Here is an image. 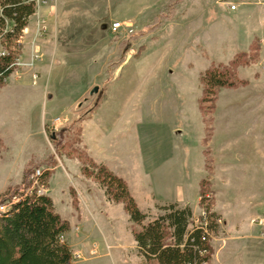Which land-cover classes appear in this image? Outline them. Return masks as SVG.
<instances>
[{
    "label": "rangeland",
    "instance_id": "obj_1",
    "mask_svg": "<svg viewBox=\"0 0 264 264\" xmlns=\"http://www.w3.org/2000/svg\"><path fill=\"white\" fill-rule=\"evenodd\" d=\"M234 1L241 4L235 12L219 0H40L47 29L37 33L36 15L28 21L33 29L23 33L18 62H30L35 49L39 59L32 68L16 66L0 92L3 210L41 187L31 176L40 168L49 173L39 183L45 194L63 219L72 220L79 203L73 185L82 190L84 180L106 200V222L101 214L98 227L89 219V238L72 247L84 259L71 263L137 264L127 256L135 250V225L124 204L109 200L83 172L94 161L92 133L106 123L111 164H121L122 176L137 188L139 208H149L145 222L164 213L152 206L156 200L177 202L168 178L156 184V198L147 194L159 146L167 151L189 140L191 171L177 197L194 217L207 203L218 216L209 264H264V0ZM118 21L128 27L113 31ZM240 52L250 59L236 69L246 83L220 88L214 102L203 103L204 114L200 74ZM240 68L247 77L240 78ZM198 146L200 174L194 168ZM92 244L94 256L87 249Z\"/></svg>",
    "mask_w": 264,
    "mask_h": 264
},
{
    "label": "trees",
    "instance_id": "obj_2",
    "mask_svg": "<svg viewBox=\"0 0 264 264\" xmlns=\"http://www.w3.org/2000/svg\"><path fill=\"white\" fill-rule=\"evenodd\" d=\"M0 5V41L4 48L0 53V86H3L16 68L22 48L18 40L36 6L31 0H0ZM9 23L10 29L5 31ZM249 61L247 54L240 52L228 64L212 63L200 76L203 87L200 107L206 99L214 102L220 88L245 84L236 69ZM202 111L205 114L204 108ZM83 172L105 188L109 200L124 204L135 225L133 236L144 264H209L213 253L210 240L218 221L215 212L210 211V204L204 206V214L198 215L197 224L191 209L177 203L158 206L164 213L145 222L149 215L139 208L123 178L94 161L85 165ZM48 174H42L41 184H45ZM205 183L203 180L201 185ZM200 191L204 197L206 190ZM69 229V222L55 210L50 196L38 195L36 191L25 194L7 210H0V264H70L72 249L65 238Z\"/></svg>",
    "mask_w": 264,
    "mask_h": 264
},
{
    "label": "crops",
    "instance_id": "obj_3",
    "mask_svg": "<svg viewBox=\"0 0 264 264\" xmlns=\"http://www.w3.org/2000/svg\"><path fill=\"white\" fill-rule=\"evenodd\" d=\"M240 5L241 4L239 3V7H240ZM232 12H235V11H232ZM32 18H33V16H30L28 21H31ZM27 29L32 30L33 25L28 24ZM260 42H261V44H264V38H262L260 40ZM3 51H4V48H3L1 41H0V53H3ZM26 51H27V48H24L23 52H26ZM245 71L246 70H244V68L239 69L238 72H239L240 78L247 77L246 76L247 74H245L246 73ZM16 84L19 85L18 83H16ZM21 85H22V83H21ZM21 85H19V86H21ZM6 86H7V84H4L3 86H1L0 92L3 89H5ZM224 91H226V90H224ZM98 111H96L90 118L85 120V122L88 121L89 119H91L93 116H96ZM82 136L83 137L85 136L84 126H83V130H82ZM200 136H201L200 133L196 134V137H200ZM92 138L93 139H91V142H92L93 148L91 150L89 149L88 145L84 142V144H86L87 153L89 150L91 152H94L93 153L94 155L93 156L90 155V157L97 164H102V165L107 166L116 175H118L119 177L124 179L125 177L122 176L121 164L116 163L115 166L113 164H111L110 158H109L108 153H107V149H106V146H107L106 145V123L100 124L99 129H97L94 134L92 133ZM0 139H2V138H0ZM164 146H166V145L163 144V145L159 146L161 151L156 152V160L154 161V165H152V169H151V173H152L151 186L149 185L150 189L148 187L147 194H150L151 198H154V197L156 198V195H154V191L158 190V188L156 187V184H159V181H163L166 178H168L169 180L174 181V195L173 196H175V197H173V200L174 199L177 200V202L175 200L174 201L179 204L180 199L177 196L183 194L182 190H184V188H183L184 183H181V181H185L186 175L189 176L190 171H191L190 170L191 169L190 141L187 140L186 142L184 141L182 143H178V144H174L172 146H169L167 148V151L164 150V148H165ZM198 152L200 154H199L198 160H196L194 168L197 169L199 171V174H200L201 172H204V155L202 153L203 152L202 146H198ZM164 160L168 161L167 169L164 166V163H165ZM218 170H219V167H218ZM85 180H86V178H85ZM79 182L85 183L84 189L78 190L77 187L73 185V188L78 191L79 203H78V208L75 209V212L77 213V215L75 217H72V220L68 219V221L70 222V230L65 234V235H68V237H65V238H66L69 246L71 247V249L74 245H79L81 242H86V240L89 238V235L91 234L90 232L93 229V225L89 221L90 218L95 221V223L97 224V227L99 226V222L95 219V218H97L96 214L97 215L101 214L102 220L104 222H106V200H104V203H103L102 200L99 197H97V195H96L97 193H96L94 186L89 188L88 182H85L84 180H80ZM126 182L128 184V181H126ZM128 187H129L131 194L135 198L138 206H140L139 201H138L136 194H135V191L137 190V188L135 186H134V188H132L130 183L128 184ZM53 201H54V199H53ZM159 201L160 200H156V202H153L152 206L153 207L155 206L157 208L158 206H161L160 204L165 205L164 202L160 203ZM54 205H56L55 202H54ZM142 211H144V212L149 211V208H146L145 210L142 209ZM81 214H82V216H80ZM88 223H90V225ZM100 228H101V226H100ZM72 240H73V243L71 242ZM104 241H105V245H106V239ZM134 241H135V239H134ZM87 249H89V247H87ZM103 252H104L103 256H105L106 250ZM103 256H100V257H103ZM127 256L129 258H131L130 256L135 257V259H137V261H138L137 264H144V258L138 254V251L136 248V242H135V250L133 252L131 251L130 253H128ZM77 263H78V261L74 262V264H77ZM70 264H72V263L70 262Z\"/></svg>",
    "mask_w": 264,
    "mask_h": 264
},
{
    "label": "built area",
    "instance_id": "obj_4",
    "mask_svg": "<svg viewBox=\"0 0 264 264\" xmlns=\"http://www.w3.org/2000/svg\"><path fill=\"white\" fill-rule=\"evenodd\" d=\"M27 0H23V2H26ZM34 2L36 8H35V12L33 15L31 16H38V20H37V33L41 34L43 33L46 29H47V26H46V17L45 16H41L38 12V7L40 8V5H41V2L40 0H31ZM220 2L224 3L229 10L231 11H235L239 8V2H235L234 0H219ZM1 5H0V14H1ZM127 24H124L123 22L121 21H118V22H114L112 24V29L113 31H121L123 29H126ZM10 29V23L8 24L7 28L5 29V31L9 30ZM27 30V26L23 29L22 31V35L20 36V39L18 40L19 44L22 45V38H23V33L24 31ZM38 50H34L33 54H32V57H31V60L30 62L28 63H25V64H22L20 62H18V59L16 60L15 62V66H26V67H29V68H32L35 64V61H37L39 59V55H38ZM36 75H34L35 77ZM43 172L40 168H36L33 172H32V179H33V182L34 184H36L37 186H41L37 191L36 193L38 195H45V189L43 187V185H40L39 183L40 182V177L42 176ZM32 192L30 193H27V194H31ZM20 198H16L14 200V202L18 201ZM5 206H0V210L1 211H5L3 210ZM201 214H204V210L201 212ZM198 216H196V220H195V223L197 224L198 223ZM89 254L94 256V255H97V250H96V245L95 244H92L91 247H89ZM84 253L82 252V250H73L72 249V260H79V259H84Z\"/></svg>",
    "mask_w": 264,
    "mask_h": 264
},
{
    "label": "water",
    "instance_id": "obj_5",
    "mask_svg": "<svg viewBox=\"0 0 264 264\" xmlns=\"http://www.w3.org/2000/svg\"><path fill=\"white\" fill-rule=\"evenodd\" d=\"M97 91H98V86H95V87L91 90L90 94H93V93H95V92H97Z\"/></svg>",
    "mask_w": 264,
    "mask_h": 264
}]
</instances>
